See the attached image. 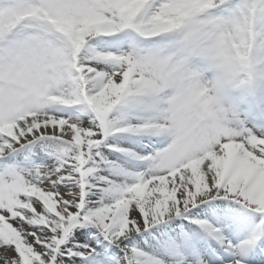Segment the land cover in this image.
<instances>
[{
  "label": "snow or ice",
  "instance_id": "1",
  "mask_svg": "<svg viewBox=\"0 0 264 264\" xmlns=\"http://www.w3.org/2000/svg\"><path fill=\"white\" fill-rule=\"evenodd\" d=\"M0 264H264V0H0Z\"/></svg>",
  "mask_w": 264,
  "mask_h": 264
}]
</instances>
